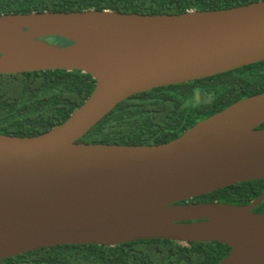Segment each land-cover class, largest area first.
<instances>
[{
    "label": "water",
    "instance_id": "water-1",
    "mask_svg": "<svg viewBox=\"0 0 264 264\" xmlns=\"http://www.w3.org/2000/svg\"><path fill=\"white\" fill-rule=\"evenodd\" d=\"M60 38L66 45L44 39ZM264 61V1L178 15L112 11L0 15V75L79 71L88 98L34 137L0 135V261L64 245L219 243L216 264H264V214L181 204L264 180V93L158 145L78 143L120 102Z\"/></svg>",
    "mask_w": 264,
    "mask_h": 264
},
{
    "label": "trees",
    "instance_id": "trees-1",
    "mask_svg": "<svg viewBox=\"0 0 264 264\" xmlns=\"http://www.w3.org/2000/svg\"><path fill=\"white\" fill-rule=\"evenodd\" d=\"M259 1L264 0H0V15L87 10L178 15L237 8ZM93 88L92 77L79 71L0 75V135L34 137L49 131L82 105ZM261 93H264V61L210 78L156 88L120 102L78 143L163 144L233 103ZM258 129H264V124ZM263 193L264 180L250 181L181 204L221 202L245 206ZM253 212L264 214V201ZM228 252L229 248L219 243L144 240L114 247L44 248L2 260L0 264H216Z\"/></svg>",
    "mask_w": 264,
    "mask_h": 264
},
{
    "label": "rangeland",
    "instance_id": "rangeland-1",
    "mask_svg": "<svg viewBox=\"0 0 264 264\" xmlns=\"http://www.w3.org/2000/svg\"><path fill=\"white\" fill-rule=\"evenodd\" d=\"M50 44H58L60 46L62 45H66L67 42H65L64 40H61L60 38H50L49 41H47Z\"/></svg>",
    "mask_w": 264,
    "mask_h": 264
}]
</instances>
